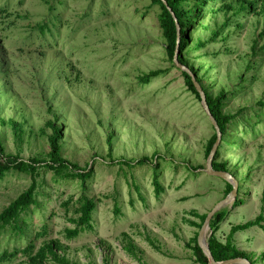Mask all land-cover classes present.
I'll list each match as a JSON object with an SVG mask.
<instances>
[{
  "label": "rangeland",
  "instance_id": "rangeland-1",
  "mask_svg": "<svg viewBox=\"0 0 264 264\" xmlns=\"http://www.w3.org/2000/svg\"><path fill=\"white\" fill-rule=\"evenodd\" d=\"M223 5L208 4L202 24L191 30L186 56L201 68L213 95L233 90L225 112L237 117L228 126L229 143L219 146L220 159L242 179L238 198L244 204L226 207L229 216L217 234L225 242L233 226L255 219L264 207V107L258 105L264 102V51L252 53L255 41L259 49L264 45V21L252 12H218ZM160 13L152 0H0V137L7 153L25 160L47 154L41 130L54 113L63 128L64 156L93 170L85 185L41 170L37 205L21 216L20 230L11 226L0 234V252L55 239L80 264H200L187 246L200 230L183 218L191 210L209 213L225 197L226 183L204 171L215 129L187 89L183 70L166 54ZM215 31L219 35L210 41ZM199 39L209 43L196 50ZM153 70L162 73L142 83L139 78ZM145 156L158 169L119 163ZM188 164L202 168L189 170ZM156 172L164 188L160 197ZM30 183L14 171L0 179V212ZM83 196L97 202L93 228L69 240L64 231L75 228L70 220ZM124 232L143 250L141 260L123 249ZM235 240L241 250L264 251L262 228L239 232ZM26 261L20 254L5 264Z\"/></svg>",
  "mask_w": 264,
  "mask_h": 264
},
{
  "label": "trees",
  "instance_id": "trees-1",
  "mask_svg": "<svg viewBox=\"0 0 264 264\" xmlns=\"http://www.w3.org/2000/svg\"><path fill=\"white\" fill-rule=\"evenodd\" d=\"M218 0H167L169 7L174 11L178 24L180 26V36L181 40L179 43V61L183 65L190 68L195 75L197 81L202 85L210 106L211 112L216 118L221 131H222V142L221 144L229 143L227 130L229 124H231L237 117L236 114L226 113L225 108L227 106V101L229 96L232 94L233 90L225 91L222 89L218 94L213 95L206 84L203 82V78L199 75L201 68L196 69L193 67L188 57L186 56V51L191 48V43H193V37L191 35V30L194 25L200 26L205 16L206 7L209 3L216 2ZM224 5L219 8L218 12L225 14H232V16H238L242 13L252 12L256 15H260L264 21V0H222ZM154 5H159L161 13L159 14L160 26L163 31V36L165 39V51L172 63L174 62V55L177 49L178 43V28L177 23L171 12L162 2V0H152ZM234 3V4H233ZM236 3V4H235ZM212 14H217V11H212ZM264 28V27H263ZM219 35L218 31L213 32V35L209 38L213 41L215 37ZM260 37H264V29L260 34ZM208 40L199 39L196 41L194 49L205 48L208 44ZM264 51V45L261 49L258 48V42L255 41L252 46V53ZM249 64V63H248ZM250 69V65L247 66ZM162 73L160 70H153L150 73L141 76L139 79L142 83L147 84L153 78L159 76ZM183 77L185 79V84L187 89L196 96V98L201 101L199 92L197 91L192 77L186 71H182ZM244 75L241 76L240 84H243ZM239 85L238 87H240ZM259 106L264 107V102L260 101ZM54 120H49L46 122V127L42 128L41 132L49 143V152L45 155H37L31 157L28 160L23 159L19 155H14L7 153L5 144L0 137V179L5 177L10 172H18L25 174L31 178V183L26 190H24L19 196H17L7 207H5L0 212V234L6 230L8 227L14 226L16 230L18 222L24 213H27L32 209L33 206L37 205V194L39 189L38 176L41 170H47L53 172L54 176L58 179L66 180H79L83 185L91 179L93 170L88 169L89 165L85 168L81 167L78 163L67 159L63 154V128L58 125L59 117L53 113ZM13 127L15 129L17 137L20 139V131L17 123L12 121ZM48 129L51 131L48 132ZM112 135L108 137L109 156L112 158V162L115 163L116 159L112 157ZM217 141L216 132L208 140L205 148V156L208 159L214 144ZM221 148L219 147L213 162V168L216 171L229 172L236 179L242 182V179L232 171V167L229 165L228 160L220 159ZM158 160L165 159L164 156L155 155ZM175 161L171 159V162ZM151 162V163H150ZM125 164L129 167L134 166L135 163L139 166L146 164H154L155 168L158 169L159 165L156 160L153 161L145 156L139 160H129L122 158L119 162ZM189 170H198L202 167L193 166L191 164L187 165ZM225 197L232 191L233 186L227 182ZM155 191L157 197L164 192V188L158 180V174L155 173L154 179ZM242 187H239V193ZM224 197V198H225ZM80 206L77 208V217L72 218L70 221L75 225V228H66L64 233L65 237L69 240L75 239L80 236L85 230H90L93 228V214L97 209V202L87 196H83L80 199ZM244 204V201L240 198L236 199L233 207H239ZM120 210L116 209V214H119ZM187 217L183 218L184 222L191 227L202 228L203 223L208 215L201 214L197 210H191L187 212ZM229 216V211L224 208L219 211L213 218L210 224L212 235L209 238V247L211 252L217 262H223L229 259L235 258H245L252 261L253 264H264V251L259 254L254 252H247L241 250L236 244V234L239 232L247 231L253 227H259L264 230V207H262V212L255 219L249 220L246 223L240 225H235L232 227L229 235L225 242L221 241L218 237V232L221 229L222 224L226 221ZM200 220V221H198ZM20 230V229H19ZM198 235L193 238L191 243H188V248H190L194 254L195 261L200 264H209L208 257L204 254L203 250L198 244ZM123 237V249L136 260H141L143 258L144 252L141 248L130 237L129 233L124 232ZM146 240L150 245L157 251L161 252V247L158 245L157 241L146 235ZM68 248L60 240H46L42 243L39 248H36L34 243H30L24 249H14L13 251L4 250L0 252V264H5L15 260L20 254L27 257L26 264H80L78 261L72 260L68 257ZM105 264H109L108 261L104 260ZM22 264V263H20ZM24 264V263H23Z\"/></svg>",
  "mask_w": 264,
  "mask_h": 264
},
{
  "label": "water",
  "instance_id": "water-1",
  "mask_svg": "<svg viewBox=\"0 0 264 264\" xmlns=\"http://www.w3.org/2000/svg\"><path fill=\"white\" fill-rule=\"evenodd\" d=\"M162 2L165 4V6L168 8V10L171 12L172 16L176 20L177 28H178V43H177V49H176V52L174 55V63H176V65H178V67L181 68V70L186 71L187 73H189L191 75L192 80L194 82V85L200 94L203 109H204L205 113L207 114L208 118L210 119V121H211V123L215 129V132L217 134V141L214 144L213 149H212V151L208 157L207 167L204 171L208 175L221 178L222 180H224L225 182H227L233 186L232 191L225 198H223L219 203H217L214 206V208L208 213V215L205 219V222L203 223L202 228L200 229V232L198 235V244H199L200 248L203 250L204 254L208 257L209 264H253L251 260L245 259V258H235V259H229V260H226L223 262H217L213 256L212 252H211L210 247H209V238L212 235L211 228H210L211 221L213 220L214 216L219 211H221L222 209L226 208L227 206H229L231 204H234L236 199H238L240 183H239V180L236 179L229 172L216 171L213 168L214 158H215V155L219 149V146L221 145L223 134H222L221 128H220L216 118L214 117V115L211 112L210 106L208 104L207 96H206V93H205L202 85L197 81L192 70L190 68H188L187 66L183 65L182 63H180V61H179V43L181 40V36H180V30L181 29H180V26L178 24L176 15H175L174 11L172 10V8L169 7L167 0H162ZM208 232H210L209 237L207 235Z\"/></svg>",
  "mask_w": 264,
  "mask_h": 264
}]
</instances>
